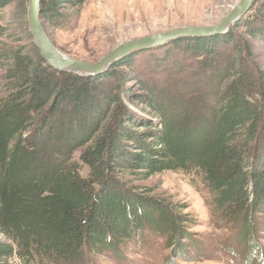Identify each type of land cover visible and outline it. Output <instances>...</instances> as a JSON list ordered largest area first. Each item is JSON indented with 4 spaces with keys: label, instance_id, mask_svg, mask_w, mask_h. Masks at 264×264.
Returning <instances> with one entry per match:
<instances>
[{
    "label": "trees",
    "instance_id": "16d2710c",
    "mask_svg": "<svg viewBox=\"0 0 264 264\" xmlns=\"http://www.w3.org/2000/svg\"><path fill=\"white\" fill-rule=\"evenodd\" d=\"M11 2L0 0V10ZM62 4L83 0H42L43 26ZM262 23L264 0L225 35L171 42L197 57L206 90L187 100L184 83L155 95L138 80L148 97L134 100L159 119L158 128L144 121L140 131L124 112L127 94L114 84L126 59L85 77L50 68L37 49L34 57L12 55L0 99V264H82L109 248L117 253L144 228L173 243L163 207L145 209L117 181L137 169L143 179L194 173L222 221L253 224L264 207V71L245 61L235 29L264 37Z\"/></svg>",
    "mask_w": 264,
    "mask_h": 264
},
{
    "label": "rangeland",
    "instance_id": "374dc122",
    "mask_svg": "<svg viewBox=\"0 0 264 264\" xmlns=\"http://www.w3.org/2000/svg\"><path fill=\"white\" fill-rule=\"evenodd\" d=\"M236 2L83 0L80 7L60 5L59 17L48 24L44 23L43 27L61 54L94 64L116 46L129 40L184 27L216 26ZM261 5L262 0H256L250 11L254 12ZM27 8L28 0H12L0 10V99L8 94L11 56H35L33 49L36 48L28 32ZM258 28L264 35V24H258ZM235 33L245 42V61L264 71V37L249 38L240 29H235ZM184 45L173 47L169 42L133 52L122 59L127 60L126 65L116 69L114 84H119L127 94L123 109L134 116L135 130H142L144 121L159 127L155 113L147 108L146 103L133 98L148 97L147 90H140L138 80L150 83L148 87L153 89L155 95L160 90L170 91L180 83L187 87L183 90L187 100H196L205 92L206 86L199 85L197 81L198 76H204L198 71L197 57L186 52ZM224 51L228 52L229 48ZM132 99L133 105L130 102ZM78 154L73 156L76 163ZM77 164L80 175L86 176L88 169L80 161ZM135 172L119 174L117 181L145 209L152 205L163 207L172 220L168 230L172 231L173 243L170 239L167 241L166 234L144 228L117 253L109 248L102 255H88L82 264H264L262 254L257 251L260 249L264 254L263 206L253 224L247 227L246 222L243 225L232 224L220 219L209 189L196 174L165 171L143 179L144 175L138 173V169Z\"/></svg>",
    "mask_w": 264,
    "mask_h": 264
},
{
    "label": "water",
    "instance_id": "95a60500",
    "mask_svg": "<svg viewBox=\"0 0 264 264\" xmlns=\"http://www.w3.org/2000/svg\"><path fill=\"white\" fill-rule=\"evenodd\" d=\"M41 2L42 0H28L27 8L28 32L41 59L56 71L87 77L101 74L115 62L136 51L154 48L182 38L213 37L225 34L231 26L250 11L256 0H237L216 26L178 28L121 43L94 64L68 58L54 47L41 22Z\"/></svg>",
    "mask_w": 264,
    "mask_h": 264
}]
</instances>
